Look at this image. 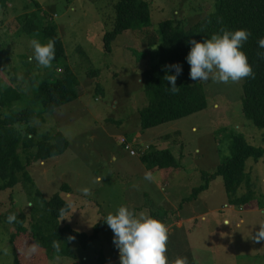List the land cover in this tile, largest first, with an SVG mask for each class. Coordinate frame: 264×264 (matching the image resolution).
Instances as JSON below:
<instances>
[{"label": "rangeland", "instance_id": "obj_1", "mask_svg": "<svg viewBox=\"0 0 264 264\" xmlns=\"http://www.w3.org/2000/svg\"><path fill=\"white\" fill-rule=\"evenodd\" d=\"M119 1L7 0L6 8L0 9V88L12 87L20 93H31L39 81L51 76L52 69L57 68L55 76L64 75L68 64L83 92L75 102L53 114H45L44 120L33 121L39 136L61 132L70 146L62 156L28 166L34 187L21 177L14 189L0 192V264H15L12 235L17 233L19 225L32 232L36 220L41 218L40 214L33 216V207L42 210L44 202L57 193L71 206L70 213L59 220L60 228L69 226L89 235L120 206L136 212L142 205L143 212H155L153 217L166 227H171L177 218H191L185 221L184 228L168 233L165 253L168 264H175L178 257L187 258L188 264H264V240H255L260 226L264 225L263 160L247 161L246 172L251 184L240 188L236 195L237 198L247 195L245 204H233L237 198L228 195L223 178L217 176L210 181L207 191L194 196V190L206 184L207 178L215 175L220 165L232 156L234 136L241 134L249 144L264 148V129L257 128L243 113L245 78L227 84L211 79L194 81L204 88L207 109L144 131L147 135L169 134L171 140H179L178 146L174 144L179 166L173 176L162 178L167 184L162 185L167 194L174 193L179 198L175 201L176 214L159 205L164 192L150 189L153 181L144 179L145 172L140 173L137 162L140 151L150 146L138 142L143 130L136 126L141 121L138 111L148 105L143 70L152 61H158L160 24L176 20L186 30L193 28L217 10L218 0H144L150 4L151 27L123 33L108 54L104 36L115 27ZM39 16L45 25L52 23L58 27L68 63L61 61L42 68L34 59L29 61L33 55L32 38L23 27L27 20ZM94 70L100 73L92 78L89 73ZM25 106L24 102H18L14 108L22 110ZM193 126L198 131H193ZM123 137L132 143L137 156H132L122 145ZM21 155L26 163L25 154L21 152ZM97 177H103L101 183H96ZM169 183L173 188L182 184V189L168 191ZM64 184L70 191L62 189ZM83 188H89L91 194L83 195ZM13 213L16 220L9 224L6 218ZM113 236L106 224L87 248L79 242L72 243L74 257L54 255L43 242L27 238L23 264H120ZM33 244L38 248L30 253Z\"/></svg>", "mask_w": 264, "mask_h": 264}, {"label": "trees", "instance_id": "obj_2", "mask_svg": "<svg viewBox=\"0 0 264 264\" xmlns=\"http://www.w3.org/2000/svg\"><path fill=\"white\" fill-rule=\"evenodd\" d=\"M6 2L7 0H0V9L6 8ZM34 5L40 9L38 3L34 2ZM150 27L151 11L147 1L120 0L116 5L115 27L104 36L106 53H112L113 43L123 33L142 31ZM240 29L251 33L241 50L246 54L253 70V75L246 77L244 81L243 113L257 128L264 129V56L261 55L264 54V48L258 46L259 39L264 38V0H218L217 10L193 28L186 30L176 20L160 24L158 61L149 63L143 71L148 105L139 112L142 130L167 125L207 109L208 101L203 86L189 78L190 65L186 61L191 48L189 41L194 39L203 42L213 34L222 35L223 31ZM23 31L40 42L55 40V59L52 64L58 65L61 61L68 63L65 43L56 25H45L39 16L34 20H27ZM174 64L182 66V73L176 81L178 90L175 92L171 90L166 79L167 75L175 74L174 69L169 68ZM67 65L62 76H55L57 68L49 70L51 76L39 81L31 93H20L12 87L5 90L0 88V192L14 189L20 183L21 177L34 187L28 166L32 162H46L62 156L69 148V141L61 132L39 136L33 125L35 119L44 120L45 114H53L57 109L82 96L78 77ZM99 73L100 70H94L89 76L93 78ZM98 91L101 93L100 87ZM18 102H24L25 108L16 110L14 105ZM21 152L25 154L26 163ZM140 155L150 172L161 170L165 178H169L179 166L174 154L168 149L152 151L150 147L144 153L140 151ZM249 159H254L255 162L264 161V148L249 144L241 134L234 136L232 156L220 165L215 175L207 178L206 184L194 190V196L208 190L210 181L217 176L223 178L228 195L237 198L239 189L243 186L250 187L251 184L250 176L246 172ZM62 189L70 191V187L65 184ZM38 198L43 200L41 194H38ZM247 199V195H244L232 201L233 204H245ZM44 207L42 210L33 207V216L40 214L41 218L36 220L32 232L19 225L17 233L12 235L10 243L14 247L15 264L24 262L27 238L34 242H43L47 251L54 255L69 254L74 257L72 243L79 242L87 248L98 238L100 228L106 225L101 222L89 235L77 232L69 226L60 228L59 220L71 211L70 204L61 193L45 201ZM61 209L66 210L63 215ZM54 244L58 245L59 251L53 247Z\"/></svg>", "mask_w": 264, "mask_h": 264}, {"label": "clouds", "instance_id": "obj_3", "mask_svg": "<svg viewBox=\"0 0 264 264\" xmlns=\"http://www.w3.org/2000/svg\"><path fill=\"white\" fill-rule=\"evenodd\" d=\"M250 32L244 29L236 31H223V34H213L211 38L203 42L190 40V51L186 61L190 65L189 78L193 81L207 82L210 79L217 83L239 82L243 78L253 75L251 65L248 63L246 54L241 50L247 42ZM33 49V59L38 66L49 68L55 59V40L49 39L42 44L37 39L30 40ZM258 46L264 48V38H260ZM264 56V54H261ZM175 74L166 76L167 82L173 92L178 90L177 77L182 73V66L174 64L169 66ZM145 180L154 181L151 172L145 173ZM103 177H97L96 183H101ZM83 195L91 194L89 188L81 189ZM61 209V215L65 213ZM9 224L15 222L16 215L9 214L6 218ZM104 223L114 233L113 243L119 251L120 264H168L166 256L168 229L163 222L153 218L146 212L135 213L126 206H120L116 212L109 213L104 218ZM227 224V222H225ZM255 240H264V225L260 226L255 235ZM53 247L59 251L58 245ZM38 245L30 247V253L37 251ZM175 264H188L187 258L178 257Z\"/></svg>", "mask_w": 264, "mask_h": 264}, {"label": "crops", "instance_id": "obj_4", "mask_svg": "<svg viewBox=\"0 0 264 264\" xmlns=\"http://www.w3.org/2000/svg\"><path fill=\"white\" fill-rule=\"evenodd\" d=\"M139 112H140V110L138 111V114H139ZM139 125L140 124H137L136 127H137V129H140L141 130V128H140ZM160 127H157V128H154V129H158ZM169 130H171V127L169 128ZM192 130L193 131H198L197 126H193V129ZM144 131H149V130H143V131H141L142 132L141 133L142 134V137L138 139V142H140L141 145L142 144H145V145H148V146L150 145L149 148L152 147V151H160V150L168 149V150H171L172 151V153L174 154V156H176L175 153H174V149H175V145L174 144L179 143V140L178 141L171 140V135H169V134L161 135L160 132H159L156 135H147L146 133H144ZM165 137H167V138H165ZM177 146H178V144H177ZM143 150H144V148L142 149L141 153H143ZM180 150L182 152L183 151V147H181ZM114 159H116V158H114ZM137 162H139L138 165H140V169H139L140 173H143V170H144L145 173L150 172L148 170V168L146 167V165L142 162L141 155L139 156ZM151 173L157 179L153 181V184L150 186V189H152V188L155 189L156 188V190H159L160 192H164V194L162 195V201H161V203H159V205H164V206L170 208L176 214L178 204L175 203V201H177L179 199L176 196L177 194H174V193H171L170 194V192H169V194H167L168 192L165 191L164 188H162V185L163 186L164 185L166 186L167 184H165V182H163V179L162 178L164 176V173L161 170H156V171H153ZM171 176H173V172L170 174L169 177H171ZM161 179H162V181H161ZM142 184H144V183L141 182V185ZM171 185L172 184H170V183L168 184V189H169L168 191L181 190L182 189L181 188L182 184H177L178 188H173L174 186L171 187ZM160 187H161V189H159ZM180 205H181V203H180ZM141 207H144V206L141 205L140 208H139V210H137L135 213H137L139 211L140 212L141 211H144L143 208H141ZM147 214H149L152 217L153 216L155 217V215H156L155 212H150L149 213L148 211H147ZM185 221L186 222L191 221V218L190 217L188 219H185L183 217H180L179 219L177 218L176 221H173V223H171L172 224L171 227L170 226L167 227L168 233H170V234L172 233L173 234L174 233V229H176V228H180V229L184 228L183 227V224L185 223ZM175 225H176V227L174 228Z\"/></svg>", "mask_w": 264, "mask_h": 264}, {"label": "built area", "instance_id": "obj_5", "mask_svg": "<svg viewBox=\"0 0 264 264\" xmlns=\"http://www.w3.org/2000/svg\"><path fill=\"white\" fill-rule=\"evenodd\" d=\"M121 143H122V145L123 146H125V148L127 149V150H129L130 151V154L132 155V156H137V153L135 152V150L133 149V145H132V143H130V141L127 139V138H121ZM149 149V147H144V150H143V153L145 152V151H147Z\"/></svg>", "mask_w": 264, "mask_h": 264}]
</instances>
